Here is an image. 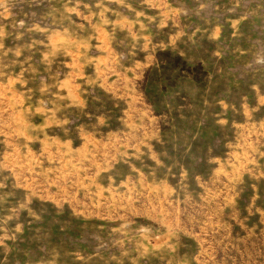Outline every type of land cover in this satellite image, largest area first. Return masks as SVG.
I'll return each instance as SVG.
<instances>
[{
    "label": "rangeland",
    "instance_id": "rangeland-1",
    "mask_svg": "<svg viewBox=\"0 0 264 264\" xmlns=\"http://www.w3.org/2000/svg\"><path fill=\"white\" fill-rule=\"evenodd\" d=\"M93 1L0 0V264H264V0H116L154 40L117 26L118 90L60 131L50 30Z\"/></svg>",
    "mask_w": 264,
    "mask_h": 264
},
{
    "label": "crops",
    "instance_id": "crops-1",
    "mask_svg": "<svg viewBox=\"0 0 264 264\" xmlns=\"http://www.w3.org/2000/svg\"><path fill=\"white\" fill-rule=\"evenodd\" d=\"M95 2L87 4L88 10L86 9L87 11L83 13L85 22L82 25H88L91 27V31L84 34L78 31L61 30L59 27H53L50 30L51 47L47 51L51 53L52 61L55 56H60L62 50H66L67 54H70L71 58L73 57V60L67 62V69L59 73L58 77L54 76L52 72L50 74L54 79H50L49 74H47L49 75L48 77L43 78L44 85H47V90L51 89L54 95L51 108L44 109L38 103L35 108L38 112L45 115L43 120L56 123L60 131L66 130L64 124L72 120L73 116L71 115L73 112H77L76 115L87 114L89 112L88 108L91 109L99 100L97 97L98 93L106 90L113 94L118 90L119 84H116L115 80L109 81L108 77V74L115 72L116 69L115 64L111 60L118 56V51L116 52L113 43L121 41L115 33L117 26L127 29L125 34L134 41L147 42L148 40H154L153 32L146 31L149 28V20L145 15L142 19L134 20L129 17V11L123 10L121 3L116 0H106L105 2L102 1V3ZM125 5L129 8V5ZM56 24L59 25V23ZM51 26H54V24H51ZM141 28H144L145 31L141 32ZM128 36H125L122 41H127L129 39ZM73 42L77 43L75 48L71 47ZM119 51L121 52V50ZM83 58L88 59V63L82 62L81 59ZM87 65L91 68L87 67ZM128 68L132 69V67ZM89 87H93L97 91L96 95H91V97L97 98L91 101L92 105H90L89 100L87 101L89 99L88 94H85ZM127 113L131 114V116H127L132 121V114L136 113L135 110H128ZM80 128V137H82V143L84 144L85 138L88 136L84 134V126ZM56 139L59 142L60 136Z\"/></svg>",
    "mask_w": 264,
    "mask_h": 264
}]
</instances>
